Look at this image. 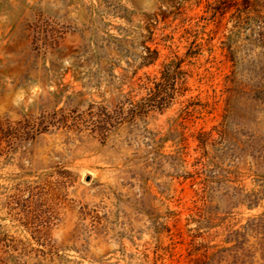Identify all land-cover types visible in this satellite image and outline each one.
Wrapping results in <instances>:
<instances>
[{"label": "rangeland", "instance_id": "374dc122", "mask_svg": "<svg viewBox=\"0 0 264 264\" xmlns=\"http://www.w3.org/2000/svg\"><path fill=\"white\" fill-rule=\"evenodd\" d=\"M0 0V264H264V0ZM145 46L158 51L141 66ZM188 90L103 140L82 114ZM79 115H83L78 120ZM66 118L65 125L61 123Z\"/></svg>", "mask_w": 264, "mask_h": 264}, {"label": "trees", "instance_id": "16d2710c", "mask_svg": "<svg viewBox=\"0 0 264 264\" xmlns=\"http://www.w3.org/2000/svg\"><path fill=\"white\" fill-rule=\"evenodd\" d=\"M256 5L257 0H243L244 8L256 9ZM145 48L148 53L141 56V66L154 63L158 56L156 49H150L149 46ZM182 61V58H172L162 63L158 76L146 75L145 81L140 84L145 94L139 98L131 94L124 95L111 109L104 104L89 103L82 112L85 115L83 121L89 122L92 131L99 133L105 140L112 130L125 122L144 121L150 113L163 112L188 90V72L182 68ZM77 117L81 120L83 115ZM65 121L64 117L61 123L65 125ZM48 123L45 117H29L15 123L0 118V157L7 160L21 143L46 131Z\"/></svg>", "mask_w": 264, "mask_h": 264}]
</instances>
